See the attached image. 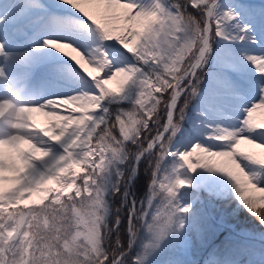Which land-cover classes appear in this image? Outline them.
I'll list each match as a JSON object with an SVG mask.
<instances>
[{"label":"snow or ice","instance_id":"obj_1","mask_svg":"<svg viewBox=\"0 0 264 264\" xmlns=\"http://www.w3.org/2000/svg\"><path fill=\"white\" fill-rule=\"evenodd\" d=\"M261 110L264 4L0 2V264H264Z\"/></svg>","mask_w":264,"mask_h":264},{"label":"rangeland","instance_id":"obj_2","mask_svg":"<svg viewBox=\"0 0 264 264\" xmlns=\"http://www.w3.org/2000/svg\"><path fill=\"white\" fill-rule=\"evenodd\" d=\"M51 2L55 3L56 0H50ZM245 3L247 4H250V5H259V4H264V0H244ZM62 9L64 8H59L57 11L60 12ZM57 56L59 54H56ZM211 69H209L210 71ZM111 87H114L115 86V82H113L111 85ZM33 116V120L35 121L37 127H42V126H46L47 125V122H48V118L45 117L42 113H33L32 114ZM259 232L263 233L264 231L263 230H259ZM256 240V239H255ZM200 252H197L198 253V256L200 257L204 250H199Z\"/></svg>","mask_w":264,"mask_h":264},{"label":"trees","instance_id":"obj_3","mask_svg":"<svg viewBox=\"0 0 264 264\" xmlns=\"http://www.w3.org/2000/svg\"><path fill=\"white\" fill-rule=\"evenodd\" d=\"M239 223L241 227H246L248 230L255 232L257 239L259 238V230L264 231V229H261L258 223L252 217L248 216L247 213L245 212L240 213ZM204 259H205V256L201 255L200 259L198 260L199 264L203 263Z\"/></svg>","mask_w":264,"mask_h":264},{"label":"bare ground","instance_id":"obj_4","mask_svg":"<svg viewBox=\"0 0 264 264\" xmlns=\"http://www.w3.org/2000/svg\"><path fill=\"white\" fill-rule=\"evenodd\" d=\"M0 2H4V0H0ZM48 2L49 3H53L50 0H48ZM59 13H61L62 15L69 14V10L66 7H64V9H62ZM256 118L258 120L264 121V110L258 111V113L256 114ZM251 147L252 146H250V145H244V144L241 145L242 149H250ZM5 151L8 152V151H11V150L5 149ZM255 151H259V150H255Z\"/></svg>","mask_w":264,"mask_h":264}]
</instances>
